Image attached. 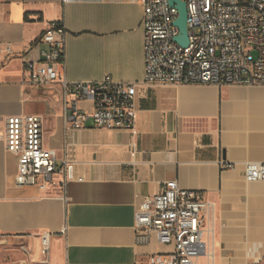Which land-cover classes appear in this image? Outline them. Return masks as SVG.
Returning a JSON list of instances; mask_svg holds the SVG:
<instances>
[{"label":"crops","instance_id":"obj_1","mask_svg":"<svg viewBox=\"0 0 264 264\" xmlns=\"http://www.w3.org/2000/svg\"><path fill=\"white\" fill-rule=\"evenodd\" d=\"M143 11V0H0V44L12 50L0 56V264H148L173 247L156 234L136 242L135 206L172 180L213 204L197 264H264V181L244 173L246 162H264V86L141 84L129 131L92 121L66 128L60 86L28 83L23 64L42 59L40 38L54 20L67 31L58 66L67 81L142 83ZM11 115L39 116L44 145L60 159L67 150L74 178L65 188L16 185Z\"/></svg>","mask_w":264,"mask_h":264},{"label":"built area","instance_id":"obj_2","mask_svg":"<svg viewBox=\"0 0 264 264\" xmlns=\"http://www.w3.org/2000/svg\"><path fill=\"white\" fill-rule=\"evenodd\" d=\"M187 6L189 45L175 41L179 15L169 0H143L145 77L142 83L106 76L99 82H69L58 70L65 66L66 27L61 20L49 23L40 41L39 61H27L23 71L28 83L43 87L58 84L62 93L66 128L80 129L92 121L97 127L134 131L136 97L141 84H216L264 86V0H182ZM12 54L9 46L0 56ZM93 103L91 111L79 102ZM7 149L17 156L16 185L47 190L52 184L64 188L72 180L74 162L67 150L62 159L47 148L42 120L37 115H11L5 120ZM248 181H264V162L244 164ZM235 169L236 164L223 163ZM213 204L200 191L167 181L155 195L144 196L135 206L136 242L148 244L156 234L169 252L153 253L148 264H197L204 252V212ZM50 234H42L44 256ZM260 261L252 264H259ZM139 264V263H136Z\"/></svg>","mask_w":264,"mask_h":264},{"label":"water","instance_id":"obj_3","mask_svg":"<svg viewBox=\"0 0 264 264\" xmlns=\"http://www.w3.org/2000/svg\"><path fill=\"white\" fill-rule=\"evenodd\" d=\"M171 5L177 7L179 15L175 20V25L179 28V33L175 37V41L181 46L186 47L189 45V33L187 24V6L182 0H169Z\"/></svg>","mask_w":264,"mask_h":264}]
</instances>
